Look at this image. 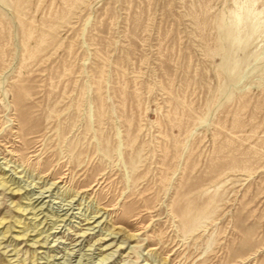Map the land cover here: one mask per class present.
Returning <instances> with one entry per match:
<instances>
[{"label":"rangeland","instance_id":"374dc122","mask_svg":"<svg viewBox=\"0 0 264 264\" xmlns=\"http://www.w3.org/2000/svg\"><path fill=\"white\" fill-rule=\"evenodd\" d=\"M0 176V264H264V0H0Z\"/></svg>","mask_w":264,"mask_h":264},{"label":"bare ground","instance_id":"6f19581e","mask_svg":"<svg viewBox=\"0 0 264 264\" xmlns=\"http://www.w3.org/2000/svg\"><path fill=\"white\" fill-rule=\"evenodd\" d=\"M248 18H249V12H245L244 14H241V13H237L236 15H235V18H234V20H233V25H235V26H238L239 24H241L242 23V21H247L248 20ZM257 19V18H256ZM240 27V26H239ZM245 29V28H244ZM62 178V177H61ZM7 184H8V182L6 181V179H4V176H0V187H1V189H2V191L5 189V190H9V188H7ZM13 184H15L14 182H13ZM54 184H60V182H55ZM0 189V190H1ZM15 189H17V188H15ZM21 189H17V191H20ZM12 191H14V190H10V193L12 192ZM48 191V190H47ZM42 193V192H41ZM77 194H80V193H78L77 192ZM82 194V193H81ZM29 201V200H28ZM29 206V205H28ZM30 207V206H29ZM31 208V207H30ZM35 208H32V210H34ZM27 209L26 208H22L21 206L20 207H18V209H17V211L18 212H20V213H23V212H25ZM103 215V214H102ZM96 217L98 218V213H97V215H94L93 217H91V218H88V219H86L85 221H90V220H93V219H96ZM101 216H99V218H100ZM96 221V220H95ZM14 223L15 224H17V225H21L22 224V231H21V234H23L22 235V237H25L26 236V233H28V231L30 230V229H36L40 224H38V225H35V224H30V223H24V222H22V220L21 219H18V220H15L14 221ZM94 223V222H93ZM93 223H87V224H93ZM99 223V222H98ZM3 224V220H0V225H2ZM98 225V224H97ZM13 227V226H12ZM10 229H11V227L10 226H8L5 230H2L1 232H0V235H1V238L3 239V238H5L6 236H7V234L10 232ZM37 230V229H36ZM43 232H40V234H42ZM83 235V234H82ZM36 236H38V235H36ZM18 237H20V236H15V238H18ZM135 236L134 235H131V236H128V238H134ZM45 238V237H44ZM43 238V239H44ZM38 239V238H37ZM36 240V239H35ZM39 240V239H38ZM3 241V240H2ZM37 241V240H36ZM45 242H46V240L44 241V244H45ZM10 245V244H9ZM18 254H19V252H17V251H15V254L14 255H16V256H18ZM112 254V253H111ZM109 256V255H108ZM111 257V256H110ZM16 259V258H15ZM21 264H25V260L23 259H21L20 261H19ZM30 264H33V261L31 260V262H30Z\"/></svg>","mask_w":264,"mask_h":264}]
</instances>
